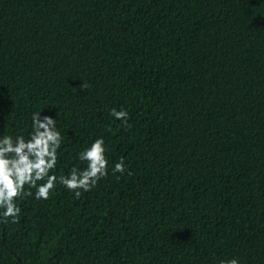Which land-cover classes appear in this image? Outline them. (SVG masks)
Here are the masks:
<instances>
[{
    "label": "trees",
    "instance_id": "obj_1",
    "mask_svg": "<svg viewBox=\"0 0 264 264\" xmlns=\"http://www.w3.org/2000/svg\"><path fill=\"white\" fill-rule=\"evenodd\" d=\"M37 109L109 173L20 197L0 264H264V0H0V134Z\"/></svg>",
    "mask_w": 264,
    "mask_h": 264
},
{
    "label": "clouds",
    "instance_id": "obj_2",
    "mask_svg": "<svg viewBox=\"0 0 264 264\" xmlns=\"http://www.w3.org/2000/svg\"><path fill=\"white\" fill-rule=\"evenodd\" d=\"M41 113L39 109L31 113V127L26 136L0 134V221L17 222L21 214L20 197L25 194L47 200L59 184L79 197L81 191H90L109 173L105 138L97 136L76 153L77 163L66 174L57 175L54 169L61 148V133L57 118ZM109 115L122 124H127L129 119L122 107L119 110L111 108ZM79 164L84 166L79 167ZM125 170L123 157L112 163L110 169L111 173L121 175ZM218 264H241V261L231 257L219 260Z\"/></svg>",
    "mask_w": 264,
    "mask_h": 264
}]
</instances>
